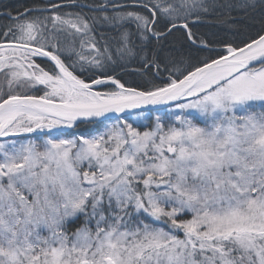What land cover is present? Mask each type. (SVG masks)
Returning a JSON list of instances; mask_svg holds the SVG:
<instances>
[{
    "label": "snow or ice",
    "instance_id": "1",
    "mask_svg": "<svg viewBox=\"0 0 264 264\" xmlns=\"http://www.w3.org/2000/svg\"><path fill=\"white\" fill-rule=\"evenodd\" d=\"M0 21V264H264V0Z\"/></svg>",
    "mask_w": 264,
    "mask_h": 264
},
{
    "label": "trees",
    "instance_id": "2",
    "mask_svg": "<svg viewBox=\"0 0 264 264\" xmlns=\"http://www.w3.org/2000/svg\"><path fill=\"white\" fill-rule=\"evenodd\" d=\"M4 3H7L10 5L13 9L20 7L21 10H23V6L31 5L33 3V0H3ZM3 22V21H0ZM244 24L248 25L250 22H243ZM259 28V24H255L252 26H249L247 28L238 26V31L233 30L232 32H227L226 29L223 27H218L217 29H213L214 31H218L219 34L224 39H232L234 41H240L246 38V36L250 33H253L255 29ZM202 31H208V29L204 28ZM122 79L131 83H140L141 77L135 74L133 72L132 68H129L127 73L122 74ZM85 127H91L89 125H82L81 128Z\"/></svg>",
    "mask_w": 264,
    "mask_h": 264
}]
</instances>
